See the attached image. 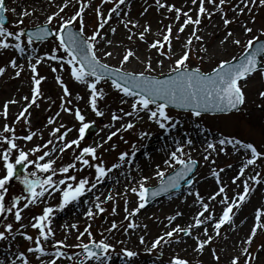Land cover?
I'll use <instances>...</instances> for the list:
<instances>
[{"label":"rangeland","instance_id":"rangeland-1","mask_svg":"<svg viewBox=\"0 0 264 264\" xmlns=\"http://www.w3.org/2000/svg\"><path fill=\"white\" fill-rule=\"evenodd\" d=\"M6 7L9 9L8 12H6V15L9 19V24L7 28L10 31H17L19 28H26V27H35L38 25H43L46 22V18L48 15H51L52 13L58 11V10H49L48 6H43L39 8V10L34 11L31 16L26 17H19L22 15V10L25 5H34L32 0H7ZM81 2L86 3L88 7L85 11V21H86V28L85 33L86 35H91L92 32L97 28V17H96V8H100L102 12L108 13L112 7H114V4L118 2V0H110L109 3H104L103 0H71V3L67 9H65V12L61 15L65 16V18L70 17L74 14V12L79 8ZM147 2L150 1H142L138 4L137 7L131 8V13H129L126 16V20H130L134 23H138L137 19L140 17V14H143L145 9L148 8ZM239 3V0H226V4L224 6L219 5V0H216V5L213 6L210 3H207L206 0V8L210 9L211 11L215 12V14L212 16L211 19L207 18V16L201 17V24L200 25H194L195 27H188V29L191 31L187 36H182V41L184 42V45L187 43L189 37L192 39L191 44V51H190V58L187 61V63L190 65V67H199L203 72H208L212 70V68L216 67V65L221 60H231L233 57H239L241 53L244 52V45L247 43L249 39L258 38L256 41L262 39L264 40V6H254L252 7V11L249 13L247 10L243 15H237L236 12L232 11V8ZM220 7H223L227 13L228 18L237 17V22L232 23L225 27L222 19V13L220 11ZM15 10V11H13ZM149 11L152 13L153 9H149ZM149 12V13H150ZM157 13V11L155 10ZM173 12V11H172ZM38 15V17H37ZM255 16V22L253 23L251 21V16ZM138 16V17H137ZM148 14L144 17L147 18ZM158 17H162V20L164 19V13H161L158 16H154L150 19H147L146 23H140L139 27L144 30V27L146 25H151L155 19ZM20 19H23V24H18V21ZM125 20V21H126ZM213 20H217L220 22V27L222 28V34L223 36L226 35V32L229 30L234 31L236 28L239 30V34L237 35L236 32L234 35V38H238L241 40V45H235L232 44L230 41L226 44V51H220L219 53L221 56L218 57L215 60L212 61H205V57L207 55V52L201 51L202 48L206 47L207 50L210 49L212 43L216 41L217 38H203V42L200 40L195 39L194 36H192L193 31L196 32V35L201 36L202 35V28L204 26L209 25L210 22ZM127 22V21H126ZM248 24L249 27L253 28V33H245L243 31L242 25ZM166 23L163 24L162 28H165ZM49 27L52 28V30H55L56 27H58V23L56 20L53 21V24ZM77 31L78 25L73 26ZM118 27L125 32L127 38V43H132L130 45V49H133L137 45H142L144 48H146L148 52V57L155 58L158 65L163 63H168V74L170 72V69L175 66V63L171 58H169L170 53L168 55H160V53L156 50L150 47L151 43L156 40H163V38L154 36L150 37V35H147V39L145 41H141L138 36L134 35L131 40L128 39V36L130 35L129 30L133 29V24L129 23L127 28L125 27V23L122 22L118 24ZM150 33V31H149ZM27 38L22 37V41L24 44H26ZM10 43H15L12 38H9ZM172 43V40H171ZM58 44V41L55 39V37L46 43H33L32 45H28L26 47V51L24 53H27L29 57H32V63L36 62L37 57L44 56L45 53L52 54L53 50L56 49V46ZM186 49L184 46L182 47L181 51H176L175 55L179 58L180 55L185 51ZM12 51V52H11ZM13 51L19 52L17 49L9 47L7 49H0V67H8L9 61L12 59V57H15V53ZM162 51L167 52L168 46L165 44L164 49ZM172 52V51H171ZM58 56H65V59L68 57L64 53L63 49H59V51L55 52ZM171 57V56H170ZM24 59L21 61L20 65H24V70L21 73L19 77L15 75V72L18 69H13L12 67H8L7 75H5L4 78L0 81V105L4 104L6 102L5 100L9 97H12L11 95L14 94L15 97H18L19 100H23L24 106H26L31 99L32 95V88H33V82H32V75L31 68L29 66V60ZM177 58V59H178ZM162 62V63H161ZM109 64V63H108ZM120 64V63H119ZM119 64H109L114 67H119ZM56 67L57 71L53 72L52 68ZM124 70H125V66ZM37 72L40 76L45 77L46 79L42 80L41 82V96L37 100V104L33 105L31 108H29L28 112L25 113L24 117H21L19 121H17V117L13 120L6 121L5 124L9 125L11 128H14V135L17 137L16 143L20 146V148L24 149L25 151H28L29 149L35 147L36 145H43L45 144L49 139H53L54 143L62 146L63 142L57 140L56 138L52 137L50 134L55 128L60 127L61 125H64L63 128H61L60 133H57V136H59L61 133H64L67 131L68 133V126L69 123H72V120L68 118V114L65 112L64 114L61 113L60 115H57V110L61 108L62 104H65L66 97L62 94V87L55 79L57 76H60L65 84L70 88L73 85H82L83 83L77 82L72 76H71V66L67 65L66 63L62 66L60 65L59 61H52L47 58H45L40 64L37 65ZM92 79V78H89ZM110 81L102 80L98 84V89H102L104 92L103 97L97 98V109L103 110L107 109L108 111L112 112L111 114L98 116L96 117L94 114L89 115L86 117V121H94L95 125V132L91 134V139L86 140L85 138L80 142L79 148L76 146H73L72 148L67 149L62 155L57 153L54 157L56 159V167L66 165L68 163L74 162L75 155H78L79 152L83 147L88 146H95V144L99 143L105 139V126L106 124H110L116 121L112 120V114L115 113L116 115L120 116L121 119H119L120 123V129L121 131L117 134L116 137H113L111 141H107L103 144V148L98 149V154L103 157V161L105 162L106 166L111 167L112 164L118 162L119 154L122 152H131L135 150L134 154L139 151L141 148L144 147V143L147 139H155L156 141L166 138L169 140L170 138H175L176 140L180 141V145H175L182 147L183 151L190 155V157L197 161V169L194 173V179L192 181V184L189 187L183 188V190H187L189 193H193V197L196 198V192H199L201 197L206 196L207 194H210L212 191L215 190V188L210 190L209 192H205L206 187L202 190V188L199 186L202 184L205 180H211L214 183L212 171L215 170L217 172H220V169H223V172H220L222 175L226 173V171L229 172V165L232 166V156L234 154H239L242 156V160L245 162L246 159L250 158V150L243 149L240 145L236 144H229L225 143L224 145L218 144L215 146L216 150L209 149L208 144L210 141H214L212 139L216 138L219 141L221 139L224 140H232V141H241L242 143H253L257 149L261 152H264V113L260 111L261 107H264V97H261L259 95L260 91H264V77L261 75V71L257 72L255 75H253L247 82L246 86L244 87L245 92V103L242 105L241 110L238 113L231 114L230 116H218V117H209V116H201V117H195L191 114H182L174 110L167 109L169 115L172 117V121L170 123L175 124V127L179 123H184V128L177 127V134L173 133V129L175 127L166 126V128L161 129L157 123L154 121H151L148 119V114L146 112L141 113H133L132 116H126L125 113L132 112V108L124 109L120 107H116L115 103L119 101V98L121 97L122 93L116 90L115 88L109 86L107 83ZM111 83V82H110ZM81 88V87H79ZM87 92L90 93V89H86ZM86 92V93H87ZM29 97V101H25L23 97ZM88 99H90V94H88ZM123 99V98H122ZM73 104V103H71ZM114 107V108H112ZM155 107V106H150ZM114 109V110H113ZM146 117V118H145ZM146 120H143V119ZM53 120L54 123L49 124V120ZM27 120V122H26ZM142 120V121H141ZM194 121L197 122V124H190L189 122L185 121ZM144 121V122H143ZM127 122L134 123L135 127L128 130H123L122 125L126 124ZM4 125H0V133H3ZM202 125L209 130H206L205 128L199 126ZM80 122L77 123L75 131L71 133L70 135L65 137V140L70 141L72 139H76L79 136V129ZM101 129H103L101 131ZM190 131L191 132H198V135L195 137H190ZM32 132H35L36 135L33 137L31 141L23 139L24 136L31 134ZM38 132H46L47 136L46 138L40 139V136L37 134ZM169 132V133H168ZM147 135H142V134ZM5 136L11 137L13 133H3ZM160 135V136H158ZM165 135V136H162ZM192 136V135H191ZM201 137L200 140H196L197 138ZM207 139V140H205ZM191 140V144H197L204 146L205 153L204 156H195L194 153H189V150L191 151V144H188L187 141ZM196 140V141H195ZM105 141V140H104ZM194 141L196 143H194ZM160 143V142H159ZM219 143V142H218ZM179 144V143H178ZM114 145V147H113ZM51 146V145H49ZM7 147V144L3 142L2 139H0V152L3 151L4 148ZM220 149H223L222 151ZM242 152L238 153L240 150ZM229 150V151H228ZM231 151V152H230ZM238 151V152H237ZM249 151V152H248ZM226 153V157H222V154ZM42 153L38 152L35 154V156H38ZM18 155V153L14 150L12 153V160L14 162L15 157ZM179 155V153H178ZM35 156H31L30 159H35ZM135 156V155H134ZM205 156L208 157L207 160H205ZM135 157H127L126 161L121 164V167H119L120 170L124 171L125 173H131L133 171L132 168V159ZM185 159L188 157L185 156ZM95 163V161H93ZM131 166V167H130ZM166 166V165H165ZM178 164H174L173 168L178 167ZM77 167L82 168L83 170L80 172H77L76 174L78 177H84L87 176L90 178V180L94 181V168H87L82 165H80L77 162ZM171 170V168H170ZM170 170L166 171V175L170 172ZM31 172H36V175L40 178H46L49 173H43L40 172L35 168L34 165H27V169L25 170L23 177L25 175H28ZM256 172L261 173L262 183L257 185L254 182L250 181L251 187H252V194L255 192H259L260 196L256 198L254 203H252V207H250V211H248L249 214L253 215L252 218H250L248 222V228L247 231L242 238L243 244L238 243L235 239L229 237L231 231L229 230L230 225L226 224L222 226L221 228V235L216 236L214 229H213V222H209L206 225L208 226V234L213 236V241L206 245L205 252L208 256V263L203 262L202 254L200 253L198 255L197 251L194 249H188L187 252L190 253L188 257H185L179 250H176L174 248L170 249L169 247H174L176 244H181L177 240L178 239H184V241H187L189 243L190 247H193V245L197 244V241L195 237H197V234L202 229V225L199 228H192V235H185L184 233H179L178 238L177 236H174L169 243H161L160 246H158L156 249H154L152 252L146 251L147 247H150L151 242L155 240L157 236L156 233L157 230H154V232H151L149 229H139L137 227L132 229H125L127 228V225L129 222L135 223L134 216L128 217V219H125L127 216V213L125 212V200L128 201V211H132L136 206H133L129 200L130 196H133V200L136 202L139 199L138 196L135 193L132 192H125L123 194L118 195V193H115L114 190H111L109 194L113 196L112 200H106L105 198L100 197L98 194L95 195V189H93L91 192L85 193L84 196L81 198H86L89 196H94L92 199L93 203V212L95 213V216L93 218H88L85 216L83 218V221L80 223H71V221L66 222L64 221V214L66 212L67 206L61 210L59 209L58 205L61 202V193L60 192H52L51 195L45 194V197L43 198L42 202L30 205L28 208H24L22 211V220L19 222H16L14 219V212L15 207H13V204L16 202L15 198L20 197H27L29 194L25 190V186L22 182V178L18 179L14 182H9L7 185L8 192L6 193L5 197V204L6 207H13V212L8 213L6 212L3 216H0V231L5 230V226L7 223L13 224V229L11 233L6 232V239L3 241H0V252L5 253L9 252L6 257V260L8 262H4L3 264H12L13 261H15V264H24L23 259L20 258L19 253L23 252L24 257L29 261V264H41V261L47 262L50 258L53 257V253L55 251L54 244L57 240H64L66 239L67 245L69 247H66L62 249L64 252L69 253V256H72V259H68L67 255L66 257H62L57 260V264H80V260L84 259V254L82 250L79 247H75L78 243H90V239L88 235L85 233V235L82 238V241L77 240V236L79 233L84 232V229L91 225L90 231L93 234V239L96 242H99L100 240L104 239L106 242H108L113 247L109 250V253L107 254L108 258L103 259L101 261H97L95 259H88L85 260V264H107L109 261L116 257H122L124 260H128L130 258L125 257L123 255L124 249L134 250L138 253L136 256V259L139 260L140 263H154L159 262L161 264H170L173 257H180L183 259H186L189 261V264H231V260L234 257L239 256V264H245V260L247 259V254L243 252V249L245 247L248 248L249 252L252 256L256 257V259L252 260L250 264H264L259 259H264V230L258 229L256 236L253 238V242L251 245H247L245 243L246 238L250 235L251 229L255 224V213L258 208L264 209V190L262 191L261 188L264 185V158L258 159L257 163L255 164V167L250 170H245V175L249 173V176L254 175ZM171 173V172H170ZM4 172L0 174V176H3ZM234 175V174H233ZM31 178V177H30ZM61 178L58 174L57 177H53V179ZM137 179V177L130 176L128 178V183H131L132 180ZM245 180V179H243ZM242 180V181H243ZM104 182V180H103ZM102 182V183H103ZM160 182V178H156L155 182L149 183L147 182V187H153ZM216 182V181H215ZM134 184H132L134 187H138L140 181H133ZM232 184V189L227 190V194L232 197L237 192L243 191V185L242 183L237 182L236 184ZM220 186V185H219ZM21 189L23 190V194H20ZM39 190V189H37ZM261 190V191H260ZM51 191V190H50ZM218 191V190H215ZM214 191V192H215ZM261 192V193H260ZM179 192L173 193L178 194ZM250 193V194H251ZM169 195L167 198L169 201H175L176 198L174 196L176 195ZM96 196L100 197V201H104V203L101 204L102 207L106 209L105 212L100 213L94 206ZM79 199V200H80ZM166 199V198H165ZM220 200V199H219ZM78 201V200H77ZM26 201L24 199H21L19 201V206L22 208L23 204ZM137 203V202H136ZM246 203V202H245ZM138 205V204H137ZM45 206H52L54 209L53 215L51 216V224L55 235L54 237L50 238L49 241L44 242V246L46 248V251L48 255L41 256L40 259H37L38 253H30L27 251L29 247H35L33 242L28 241L24 238L21 233H27L28 235H32L34 238L38 235V230L31 227V224L34 222V217L41 215L42 210ZM113 207H115V212H113ZM147 207V205L145 206ZM176 209L175 207H172L171 209H168L164 212V215L168 217L170 213ZM244 209V204L243 208ZM238 209H235L236 212ZM254 211V213H253ZM179 212V211H178ZM180 213V212H179ZM154 218L150 219L146 222V224L152 223L155 218V214H153ZM217 216V215H216ZM178 219H180V215L177 216ZM243 218V217H242ZM246 218V216L244 217ZM243 218V219H244ZM241 220L240 223H242L244 220ZM113 222H116L118 227L116 229H113L112 231H108L111 227V224ZM191 220H184L182 224H179L181 227H188ZM61 224V226L54 228L56 224ZM75 224L76 227L73 228L72 225ZM136 224V223H135ZM21 225H25L26 227H21ZM249 227H251L250 231L248 232ZM170 229H162V232L165 233L166 231H169ZM137 232L135 240L132 239V243L128 244V247L125 246L124 241L122 240V237L125 235V233L132 235ZM151 232V233H149ZM161 232V230H160ZM140 233V234H139ZM144 236L146 241V244H141L139 241L140 236ZM201 239L205 238L204 234H201ZM125 240V239H124ZM236 244V247H239L238 251L235 254H229L226 258L223 257L221 253V247L222 249H225V245L227 246L229 243L233 242ZM127 242V240H125ZM137 242V243H136ZM241 244V245H240ZM177 246V245H176ZM175 246V247H176ZM170 249V250H168ZM212 249L216 250L217 255L219 256V260L215 259L212 254ZM194 253V255H192ZM75 254H79L78 256ZM30 256V257H29ZM264 261V260H263ZM0 264H2L1 258H0Z\"/></svg>","mask_w":264,"mask_h":264},{"label":"snow or ice","instance_id":"snow-or-ice-1","mask_svg":"<svg viewBox=\"0 0 264 264\" xmlns=\"http://www.w3.org/2000/svg\"><path fill=\"white\" fill-rule=\"evenodd\" d=\"M104 3H109L110 0H103ZM126 0H118L114 7L110 9L107 15L101 11L100 8H96V17H97V28L92 32L91 35H86V21H85V11L88 5L81 2L79 8L74 12L70 17L65 18L61 15L65 12L71 3V0H63V5H57L58 11L48 15L46 18L45 26L38 27L34 32L27 33L26 44L22 41V37L25 36V29L19 28L18 31H10L4 24V14L9 11L5 6V0H0V49H7L9 47L17 49L20 53L26 51L28 45H32L35 40H43L49 36H54L58 41L56 49L53 50L52 54L45 53L44 56L37 57L36 62L32 63V57H29V66L31 68L32 75V95L30 102L23 108L17 117V121L21 117L25 116V113L28 112L29 108L37 104L38 98L41 96V82L46 79L43 76H40L37 72V65L40 64L45 58L52 61H59L60 65L67 64L71 66V76L80 83H83L90 89V104L92 110L97 116H103L104 113L97 109V98L103 97L104 92L102 89H98V84L102 80H111L112 86L123 93L124 96L133 98L132 102V112L125 113L126 116H132L133 113L146 112L148 114V119L154 121L159 125L161 129L166 128V126L175 127V124L170 123L172 117L169 115L167 109L169 105H175L180 108L189 109L191 115L195 117H201L203 112L206 111H227L230 109H236L238 106L245 103V92L244 87L246 86L248 80L255 75L261 69H264V44H260L259 47L253 49V45L258 38L249 39L244 45V53L240 57H233L231 60H221L216 67H214L211 72H203L199 67H190L187 61L190 58L191 44L192 39L189 37L187 43L184 45L186 49L178 59L175 60V66L170 69L169 74L164 75L163 78L155 75H151L153 71L151 61L149 60L145 71L141 72H128L124 70V64L128 63L130 59L137 58L136 52L132 49H127L125 54L122 57L119 67L111 66L103 62L102 57L112 56L111 51L104 50L102 55H98L100 49L98 45L102 42H106L108 45L112 44V40L105 41V35L101 33V30L108 25L109 21L112 18V14L115 13L119 15L118 10L121 5H124ZM155 3L158 8H166L169 12L175 11L176 20L178 21L183 15L185 17L183 24L179 27V32H184L185 27L189 24L200 25L201 17L207 16L211 19L214 15L213 11L206 8V0H191L193 5H198L197 16L195 19L189 12L183 11L181 8L176 7L175 5H169L166 3H161V0H155ZM207 3L212 4L214 7L216 5V0H207ZM226 0H219V5L224 6ZM254 6H264V0H239V3L236 4L232 11L236 12L237 15H243L247 10L249 13L252 11ZM15 11V10H13ZM147 11V9H145ZM222 13V19L225 27L228 25L237 22V17L228 18L227 13L223 7H220ZM30 13L27 10L23 11V16H28ZM56 20L58 27L55 30H50L49 26L53 24V21ZM251 21L255 22V16H251ZM132 23L133 27H136V23L132 21H127L125 27L127 28L128 24ZM18 24H23V19L18 21ZM78 25V31H73V26ZM243 31L245 33H253V28L249 27L248 24L242 25ZM150 25H146L144 30L139 33V39L145 41V33L150 31ZM110 31L115 34L117 31L116 28H111ZM131 31V30H129ZM135 33H131L128 36V39L131 40ZM192 36L197 40H203L202 36L196 35V32L193 31ZM99 37V39H98ZM9 38H12L15 43H10ZM178 38V37H177ZM171 40H172V26L168 25L166 28V33L163 35V40H156L151 43L150 47L156 49L160 55H168L171 52ZM231 42L235 45H241V40L234 38V32L229 30L226 32L224 38L220 41L222 45H226L228 42ZM165 44L168 46V51H162ZM59 49H63L64 53L68 57L65 59V56H58L55 54ZM201 51L207 52V48L204 47ZM258 57L260 58L258 60ZM169 58H171L169 56ZM11 67L13 69H18L15 72V75L19 77L24 70V65L17 63L16 59L11 60ZM162 63V62H161ZM6 69L0 67V76L5 74ZM53 72L57 71L56 67L52 68ZM262 77H264V71H261ZM92 78V79H89ZM57 82L63 89L65 97L71 95L68 86L65 84L63 79L60 76L55 78ZM259 95L264 97V91H260ZM25 101H29V97H23ZM16 100H10L6 102L3 106V115L5 118L8 116L9 104L17 103ZM68 104H71V100L67 101ZM150 105H155V107H150ZM62 110L73 113L80 122V127L78 129L79 136L76 139L70 141L65 140L67 136V131L61 133L57 136V133H60L61 128L64 125H61L58 128H55L50 134L52 137L56 138L59 141L63 142L62 146H59L54 143L53 139H49L43 145H36L35 147L25 151L20 148L16 143L17 137L14 135V128H11L9 125L5 124L3 128V133H13L11 137L3 135L0 133V139L7 144V147L0 152V161L3 162L4 171L3 176H0V216H3L6 212H13V207H15L14 219L16 222L22 220V211L24 208H28L30 205L42 202L45 194L51 195L52 192L61 193V202L59 203V209L63 210L67 205L73 201H77L80 197L84 196L86 191L91 192L97 187L98 184L102 183L104 178L112 172L113 169L121 167V164L126 161V158L129 156L128 152H122L119 154L118 162L111 165V167L106 166L103 161V157L98 154V149L103 148V144L107 141H111L113 137H116L117 134L121 131L120 128H117L115 131H111L107 136V141H102L95 144V146L83 147L78 155H75L74 162L68 163L56 167V159L53 158L57 153L63 154L67 149L76 146L79 148L80 142L85 138L86 132L94 125V121H86V117L82 114L81 109L76 107L74 110L72 108L65 107L61 105ZM59 115V113H57ZM121 119L120 116L115 113L112 114V120L117 121ZM27 122V120H26ZM49 124L54 123L53 120L48 121ZM105 127H109L106 125ZM135 125L132 122H127L122 125L123 130H128L134 128ZM103 129H101L102 131ZM71 131V129H68ZM36 135L35 132H32L29 135L23 137V139L31 141ZM142 135H147L142 134ZM188 144H191L192 141L188 140ZM225 143L240 145L245 150H250V158L246 159L243 165L240 167L238 174L232 178V183L235 184L240 180L241 177L245 175V170L250 165H255L258 159L264 158V152H261L253 143H242L241 141H232L221 139L219 141L220 145ZM49 145H52L49 148ZM114 147V145H113ZM209 149H215L213 144H208ZM15 150L18 155L15 157L14 162L12 160V153ZM221 151L223 149H220ZM42 153L38 156H35L36 153ZM179 153V155H178ZM134 154V153H133ZM31 156H35V159H30ZM188 158L185 159L184 157ZM48 158V159H46ZM208 157L205 156V160ZM95 161V163H93ZM77 162L87 168H94V181L90 180L89 177H78L77 172L82 171V168L77 167ZM173 162L180 165V169L175 171L173 175L169 176L165 180V171L160 169V166H157L156 176L160 178V186L157 189L151 190V196L156 197L161 192L168 191L169 189H175L180 186V181L185 178L188 173H191L197 165V161L193 160L190 155L183 151L182 147H178L176 151L171 152L170 158L164 161V164L167 167H173ZM34 165L37 170L43 173H49L46 178H40L36 175V172H31L28 175H25L22 178V182L25 186V190L28 192L27 197H16L13 207H6L5 197L8 192L7 185L16 175V165ZM231 167V165H229ZM220 172H223V169H220ZM220 172L215 170L212 171V175L216 177L217 183L220 185L218 191L213 192L209 197L208 201H214L219 196L221 197L218 201L222 207V213L219 216L215 215V209L210 210V203L205 202V200L200 196L199 192H196V198L200 202L201 209L198 211L194 219V224L189 225L188 227H181L176 225L172 227L171 230L166 231L162 235H159L151 242L150 247L146 248V251L152 252L161 243H169L174 236H177L179 233H184L185 235H192V228H199L201 225H205L209 222H214L213 229L216 236L221 235L222 226L228 224L231 225L234 222L235 209H239L243 204L248 200L250 193L252 192V187L250 184L254 182L259 185L262 183L261 173L256 172L254 175L249 176L247 179L243 180L241 183L243 185V191L237 192L234 196L230 197L227 194V185L223 184L220 178ZM58 174L61 178L53 179L57 177ZM31 177V178H30ZM148 177L142 178L138 187H132L131 192L135 193L138 196L139 203L138 206L128 211V201L125 200V212L127 216L125 219H128L130 216H135L136 213H139L141 209L145 208L149 188L146 186ZM189 184L192 183L191 180L188 181ZM39 189V190H37ZM51 190V191H50ZM127 192V189L125 190ZM24 199L26 202L21 208L19 206V201ZM113 196L109 194L106 197V200H112ZM94 206L100 212L103 213L106 211L104 207L101 206L104 201H100V197L96 196ZM54 209L52 206H45L42 210V214L34 217V222L31 224V227L38 230V235L34 238L32 235H28L26 232L21 233L25 239L30 242H33L35 247H29L27 249L30 253H38L37 259H40L41 256L48 255L44 242L49 241L50 238L54 237L55 233L50 226L51 216L53 215ZM113 212H115V207H113ZM207 213V215H205ZM181 213L177 212L175 215L168 217L169 224L172 221H175L177 216ZM95 213L92 208L87 210V217L93 218ZM21 227H26L21 225ZM73 228L76 227L75 224L72 225ZM118 227L116 222L111 224V227L108 231H112ZM137 227L133 222H129L127 229H132ZM145 227H147L145 225ZM91 225H88L84 232L79 233L77 236L78 241H82L85 233L90 239V243H78L75 247L82 249L84 254V259L80 260V264H85V260L95 259L101 261L107 259V254L109 250L113 247L106 240L102 239L99 242H96L93 239V234L90 231ZM13 229L12 223H7L4 231H0V241L6 239L5 233H11ZM264 230V209L258 208L255 213V224L251 229L250 235L246 238L245 243L251 245L253 238L257 234V230ZM204 237L201 239L199 236L195 237L197 241L196 251L203 252L206 245H209L214 237L208 234V228L204 227L203 229ZM66 239L55 241L54 248L55 251L52 254L54 258H50L47 262L41 261V264H57V260L66 257V253L62 250L66 247H69L66 243ZM141 244H145V237L142 235L139 238ZM264 247V246H262ZM243 252L247 254V259L245 264H250V262L256 257L252 256L248 248L245 247ZM212 254L215 259L219 260V256L216 253L215 249H212ZM79 255V254H75ZM123 255L128 258H134L138 253L134 250L124 249ZM21 259H23L24 264H29V261L24 257V253H19ZM68 259H72V256H67ZM239 256L232 258L231 264H239ZM15 264V261L12 262ZM171 264H189V261L180 257H173Z\"/></svg>","mask_w":264,"mask_h":264},{"label":"bare ground","instance_id":"bare-ground-1","mask_svg":"<svg viewBox=\"0 0 264 264\" xmlns=\"http://www.w3.org/2000/svg\"><path fill=\"white\" fill-rule=\"evenodd\" d=\"M142 1H150L147 2L148 8L147 11H144L143 14H140L141 16L136 18L137 19V26L133 27V29L131 30V33H135L136 36H138L139 38V33L143 31V29H141L139 27L140 23H146L147 19H150L154 16H158L161 13H164V19L162 20V17H158L157 19H155L153 21V23L150 25V33H145V39H147V35H150V37H160L163 38V35L166 33V28L168 25L172 26V43H171V51L170 52V56L171 59L173 60V62L175 63V60L178 58L176 57L177 55H175L176 51H181L182 47L184 46V42L182 41V36H187L191 31L188 29V27H195L193 24H189L185 27L184 32H179V27L183 24L185 17L183 15H181L180 19L177 21L176 20V13L175 11L173 12H169L166 8H158L155 0H126L124 5L120 6V9L118 10L119 15L113 13L112 14V18L109 21L108 25L105 26L104 29L101 30V33L105 35V41L106 40H112V44L108 45L106 42H102L100 45H98V48L100 49V51L98 52V55H102V52L104 50L107 51H111L113 53L112 56H108V57H102L103 62L105 63H109V64H119L122 60L123 55L125 54V51L127 49H130V45L132 44L127 43L126 41V34L125 32H123L119 27L118 24L122 22L126 23V16L131 13V8L133 7H137L138 4ZM32 2L34 3V5H26L24 7V10H27L31 16L32 13L35 10H39V8L43 7V6H48L49 5V10H58L57 5L62 6L63 5V0H32ZM161 3H166L169 5H175L178 8H181L183 11H187L189 12V15H191L193 17V19L196 18L197 16V9H198V5H193L191 3V0H161ZM149 9H153L152 13L149 11ZM23 10V11H24ZM155 10L157 11V13L155 12ZM210 10V9H209ZM51 11V10H50ZM150 12V13H149ZM215 14V12H213ZM105 15H107L108 13H104ZM147 16L144 17V16ZM38 17V15H37ZM126 20V21H125ZM166 23L165 28L163 27V24ZM111 28H116V32L115 34H113L110 29ZM203 32H202V37H208V38H217L216 41L214 43H212L210 49H208L207 51V55L205 57V61H212L217 59L218 57H220V54L223 53H219L220 51H226V45H222L220 43V41L224 38L223 34H222V28L220 27V22L217 20H213L212 22L209 23V25L204 26L202 28ZM233 32H236V34H239V30L236 28ZM235 35V33H234ZM178 37V38H177ZM99 39V37H98ZM201 42H203V40H200ZM132 50H134L136 52V57L137 58H132L130 59V61L126 64H124V66L126 67L125 70L128 72H141V71H145L146 69V65L148 63V61H151V65H152V69L153 71L151 72V74L155 75V76H162V75H166V73L168 72V68H169V64L168 63H163L158 65L157 62L155 61L156 59L153 57H148V52L149 50H147L146 48H144L142 45H137L135 46ZM12 52V51H11ZM15 53V57L13 56L12 59H16L18 64H21V61L24 59H27L28 54L27 53H20L17 51H13ZM25 54L27 56H25ZM120 65V64H119ZM5 74L3 76H0V78H3L7 72H8V67L5 68ZM81 87V88H79ZM69 88V87H68ZM87 86L85 84L82 85H73L70 88V93L71 95L66 97L65 99V107L68 108H72L73 110L76 107H79L81 109L82 114L85 115V117L89 116V115H93L94 111L91 108V104H90V99H88V92L86 91ZM87 92V93H86ZM64 95V93H63ZM12 97H9L8 99H6L5 101L8 102L10 100H16L18 101L17 103H13V104H9V108H8V116L7 118L4 117L3 115V106L6 102H4V104L0 105V125H4L6 121H9L11 119H15L20 112L23 110L24 106V102L23 100H19L18 97H15L14 94L11 95ZM71 100V102L73 104H68L67 101ZM132 102H133V98H129L127 97V99H120L119 101H117L115 104V106L118 108H125V109H129L130 107H132ZM114 108V107H112ZM115 109V108H114ZM113 109V110H114ZM104 113V115L107 114H111L112 112L108 111L107 109H103L100 110ZM57 112L59 113V115L61 113H67L68 118L70 120H72V123H69L68 126L69 129H71V131L68 132L67 136L70 135L71 133L74 132L77 123H79L78 120H76L75 116H74V112L70 113L67 111L62 110V108L58 109ZM96 117H98L96 114H94ZM146 118V117H145ZM144 118V119H145ZM143 119V120H144ZM110 124H106L109 127H105L104 133H105V141H107V136L111 131H115L117 128L120 127V123L119 120H117L116 122H113ZM177 130H174V134H177ZM40 136V139H45L47 134L46 132H38L37 133ZM190 137H195L198 135V132L195 131L194 133L190 131ZM192 135V136H191ZM201 137L197 138L196 140H200ZM195 140V141H196ZM207 140V139H205ZM214 141H210L211 144H214L215 146H217L219 143V140L214 138L212 139ZM178 140H176L175 138H170L169 140H167L166 138H162L161 140L156 141L155 139H147L144 143V147L141 148L139 151H137L135 154H133L135 152V150L129 152V156L128 157H135L134 159H132L133 163L132 168L133 171L131 173H125L124 171L120 170L119 168L117 169H113L111 173L108 174L107 177L104 178V182L100 183L97 185V188L95 189V195L98 194L100 197L105 198L109 195L111 190H114L115 193H118V195L125 193L126 189L128 192H131V188L134 187L132 184L133 181H140L142 180V178L144 177H148L149 179L147 180V182L149 183H153L155 182L157 176H156V171H157V166H160L161 170L164 171H168L170 170V168L172 167H167L164 164L165 160H168L170 158V154L173 151H176L177 148L179 146L175 145V143ZM194 141V143H196ZM160 142V143H159ZM100 143V142H99ZM106 143V142H105ZM209 143V144H210ZM181 146V145H180ZM51 146H49V148H51ZM191 148L192 150H189V153H194L195 156H204L205 153V147L201 146V145H197V144H191ZM14 151V150H13ZM229 151V150H228ZM242 150H240L238 153L242 152ZM231 152V151H230ZM135 155V156H134ZM232 156V161L233 164L232 166L229 168V172L226 171L225 174H221L220 173V178L223 184L227 185V190L232 189V178L234 176H236L238 174V171L240 169V167L243 165L244 161L242 160V156L239 154H234L231 155ZM222 157H226V153L222 154ZM55 158V157H53ZM48 159V158H46ZM175 162H173V166H174ZM131 167V166H130ZM255 165H250L247 169L250 170L252 168H254ZM0 169H3V162L0 161ZM246 169V170H247ZM4 171L0 170V174L3 173ZM234 174V175H233ZM130 176H134L137 177V179L132 180L131 183H128V178ZM249 177V173L246 174L245 177H241L239 181V183L242 182L243 179H247ZM213 181L211 180H205L202 184H200L199 186L202 188V190L206 187V190H204L206 193L209 192L210 190L215 188V190H218L219 188V184L217 183L216 177L213 176ZM216 181V182H215ZM236 182V183H237ZM235 183V184H236ZM214 190V191H215ZM261 190H264V185L262 186ZM260 190V191H261ZM212 191L210 194H207L206 196L202 197L205 202H209L210 203V210L212 208L215 209V215L219 216L222 213V205L218 203L219 199L221 197H217L216 200L214 201H208V197L214 192ZM261 193V192H260ZM193 194V193H192ZM191 193L187 192V190H183L181 191L179 194H175L176 196H174L176 198L175 201H169L167 196H162L156 199V201H154L150 207H145L143 209L140 210L139 213H136L134 218H135V223L137 225V228L139 229H149L151 232H154V230H157V232L159 231V233H156L155 236L162 235V229H170L172 227H175L176 225L182 224L184 222V220H191L190 224H194V219L196 217V215L198 214V211L202 210L201 209V205L200 202L197 200V198H194L193 195ZM260 196L259 192H255V193H251L248 200L246 201V203H244V209L243 206L241 208H239L234 215V222L233 224L230 225L229 230L231 231L229 237L233 238V240L235 239L238 243L243 244L242 238L244 237L247 228H248V220L250 218L253 217V215L249 214L248 211H250V207H252V203H254L255 199L258 198ZM133 196H130L129 200L130 203L133 206H138V200H136V202L133 200L132 198ZM94 198V196H87L86 198H81L78 201H73L72 203H70L67 208H66V212L64 214V221L69 222L71 221V223H80L81 221H83V218L85 216H87V210L89 208L93 209V201L92 199ZM155 197H151V199H154ZM166 198V199H165ZM172 207H175L176 209H174L170 215L173 216L175 215L178 211L181 213L180 215V219L176 218L175 221H172L171 224H169L168 221V217H166L164 215V212L168 209H171ZM254 213V211H253ZM153 214H155V218L156 220H154L152 223L146 224V222L150 219H153L154 216ZM205 215H207V213H205ZM246 216V218H244ZM245 219H243V218ZM244 220L242 223H240L241 220ZM214 224V222H213ZM145 225L147 227H145ZM61 226V224H56L54 226V228H57ZM204 227L208 226L202 225V229L200 230V232L197 234V236L201 237V234H203V229ZM251 227H249L248 232L250 231ZM161 230V232H160ZM149 232V233H151ZM138 233L135 232L132 237L130 236V234L125 233V235L122 237V240L125 243V246L128 247V244H131L133 240H135L136 235ZM140 234V233H139ZM158 235V236H159ZM242 237V238H241ZM140 238V237H139ZM127 240V242H125V240ZM234 240V241H235ZM140 241V240H139ZM146 239H145V244H146ZM231 242L229 243L227 246L225 245V249L222 247L221 249V253L223 255V257H227L229 254H235L239 247H236V242L234 243ZM137 243V242H136ZM240 244V245H241ZM177 245V246H176ZM174 247H169L170 249L174 248L176 250H179L181 252H185L182 253L185 257H188L190 255V253L187 252L188 249H196L197 244L193 245V247L189 246V243H187V241H184L181 244H176ZM206 248V247H205ZM127 249V248H126ZM168 249V250H170ZM264 251V250H263ZM9 252H5L2 253L0 252V258L1 261L4 262H8L4 260V256L7 255ZM198 255L201 253L202 257H203V262L208 263V256L207 253L205 252V249L203 250V252H198ZM5 254V255H4ZM194 255V253L192 254ZM262 257L264 256L263 254L261 255ZM260 261H262V263L264 262L262 258L259 259ZM107 264H147V263H140L139 260L136 259V257L134 258H130L128 260H124L122 257H116L114 259H112L111 261H109ZM149 264H161L159 262H154V263H149ZM171 264V263H170Z\"/></svg>","mask_w":264,"mask_h":264},{"label":"water","instance_id":"water-1","mask_svg":"<svg viewBox=\"0 0 264 264\" xmlns=\"http://www.w3.org/2000/svg\"><path fill=\"white\" fill-rule=\"evenodd\" d=\"M263 55V54H262ZM258 59H259V57H258ZM21 169H22V167H20Z\"/></svg>","mask_w":264,"mask_h":264}]
</instances>
